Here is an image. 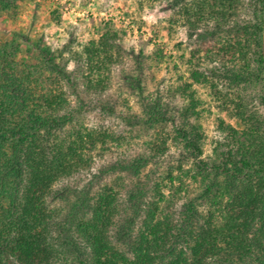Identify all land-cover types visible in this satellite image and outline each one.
Returning <instances> with one entry per match:
<instances>
[{
    "label": "trees",
    "instance_id": "1",
    "mask_svg": "<svg viewBox=\"0 0 264 264\" xmlns=\"http://www.w3.org/2000/svg\"><path fill=\"white\" fill-rule=\"evenodd\" d=\"M18 1L0 0V18ZM238 1L166 0L171 21L188 26L191 38L208 35L198 43L213 66L193 70V82L207 85L226 115L241 121V129L221 123L225 139L212 161L202 158L201 101L193 83L179 87L185 105L178 111L159 91L136 114L128 111V100L118 111L106 99L111 69L124 59L117 31H105L66 59L43 50L30 61L19 60L21 45L0 40V264H264V115L245 94L254 88L264 106V0L263 20L255 24L231 22ZM239 62L244 63L233 68ZM132 81L141 83L138 76ZM136 120L160 129L144 153L123 158L118 151L128 136L118 130ZM109 142L116 145V158L93 171L95 152ZM166 154L176 164L147 200L137 184L127 211L125 183L104 178L118 170L141 176ZM175 170L198 186L194 195L185 183L173 192ZM87 172L93 177L85 176L71 217L61 219L63 211L51 205L57 187ZM177 199H186L178 213ZM124 212L129 223L118 230L121 245L113 231Z\"/></svg>",
    "mask_w": 264,
    "mask_h": 264
},
{
    "label": "rangeland",
    "instance_id": "2",
    "mask_svg": "<svg viewBox=\"0 0 264 264\" xmlns=\"http://www.w3.org/2000/svg\"><path fill=\"white\" fill-rule=\"evenodd\" d=\"M251 1L253 0L238 1L237 14L231 22L248 20L255 24L261 21L263 14L260 10V2L254 0L251 4ZM253 5L256 6L255 10ZM172 16L166 0H19L16 9L4 12L0 18V40L17 41L21 45L19 60L30 61L33 56L36 57L43 50H49L54 56L63 54L66 59L71 50H82L91 41H98L105 31L109 29L117 31L118 44L124 50V59L121 64L118 63L111 69L112 86L106 99L112 98L118 111L122 109L123 102L128 100L132 109L126 108V110L128 109L130 114H136L142 109V103L152 101L159 91L165 95L171 108L178 111L177 109L185 105V101L177 92L179 87L193 83L192 87L201 101L199 124L204 134L202 158L212 161L218 142H223L225 139V133L220 128L221 123L241 129V121L227 116L220 102L212 97L210 88L207 85L194 83L190 76L195 69L208 71L213 66L211 60L204 56L198 43L208 35L203 32L201 37L191 38L188 26L180 21L172 22ZM226 28L228 25L224 27ZM254 49L251 53L256 52V48ZM160 57L162 59L159 62ZM56 62L63 64L60 59ZM243 63L239 62L236 64L237 67L233 64L228 66L230 69L233 66L238 68ZM254 65L255 57L253 56L251 66ZM74 67V63L70 62L69 69L73 70ZM126 74L130 75V80L125 78ZM136 76L140 77L141 83L132 81ZM255 91L254 88H245L248 98L250 93L251 105L258 111H262L264 115V106L261 105ZM149 125L147 121L140 120L132 127L123 125L118 131L125 130L128 136L127 142L119 148V151L112 142L99 148L95 152L97 164L93 171H97L101 163L114 160L118 152L125 153L123 158L144 153V144L160 129H150ZM169 145H171L170 154L175 155V147L172 143ZM108 147L113 151L107 150ZM104 149L105 152L102 153ZM114 150L118 152L115 154ZM98 153L104 154V157L100 158ZM170 154H166L163 163L161 162L162 164L158 167L152 163L149 164L141 176L134 177L118 170L115 174L104 178L119 177L125 183L123 203L127 211H130V202H132L129 199V193L137 184L145 189L146 200L153 196V185L162 181L164 172L170 165L176 164ZM189 167L191 164H187L184 168ZM174 169H177L176 166ZM88 173L83 174L80 181L67 180L57 187L59 192L54 199L55 203L52 201L51 205L56 207L58 213L63 211L61 219L71 217L69 212L72 210V205L78 197H81L79 190L87 184H85L87 181L85 176L93 177V174ZM174 176L173 192L181 183H185L190 188L191 195L198 191V186L193 180L184 176L181 171L175 170ZM185 201L186 199H177L174 205L177 213L184 208ZM124 215L113 231L115 239L121 245H124V241L118 230L121 231L122 226L124 227L126 222L129 223L127 220L129 216L126 212ZM182 232V236L185 237L184 231Z\"/></svg>",
    "mask_w": 264,
    "mask_h": 264
},
{
    "label": "water",
    "instance_id": "3",
    "mask_svg": "<svg viewBox=\"0 0 264 264\" xmlns=\"http://www.w3.org/2000/svg\"><path fill=\"white\" fill-rule=\"evenodd\" d=\"M263 41H264V39H263Z\"/></svg>",
    "mask_w": 264,
    "mask_h": 264
}]
</instances>
